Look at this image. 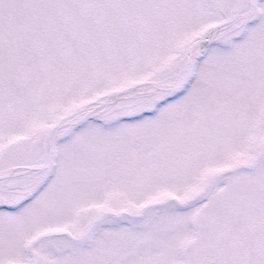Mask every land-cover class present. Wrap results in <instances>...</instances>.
Segmentation results:
<instances>
[{"label":"snow or ice","instance_id":"snow-or-ice-1","mask_svg":"<svg viewBox=\"0 0 264 264\" xmlns=\"http://www.w3.org/2000/svg\"><path fill=\"white\" fill-rule=\"evenodd\" d=\"M0 264H264V0H0Z\"/></svg>","mask_w":264,"mask_h":264}]
</instances>
